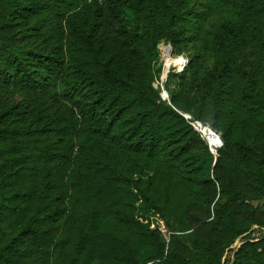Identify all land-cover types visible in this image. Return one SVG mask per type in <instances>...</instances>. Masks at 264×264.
I'll return each mask as SVG.
<instances>
[{
	"label": "trees",
	"instance_id": "1",
	"mask_svg": "<svg viewBox=\"0 0 264 264\" xmlns=\"http://www.w3.org/2000/svg\"><path fill=\"white\" fill-rule=\"evenodd\" d=\"M162 38L189 57L168 99ZM247 61L264 69V0H0V264H264Z\"/></svg>",
	"mask_w": 264,
	"mask_h": 264
},
{
	"label": "rangeland",
	"instance_id": "2",
	"mask_svg": "<svg viewBox=\"0 0 264 264\" xmlns=\"http://www.w3.org/2000/svg\"><path fill=\"white\" fill-rule=\"evenodd\" d=\"M209 21H211V18H209ZM162 42H169L170 44H171V41H169L168 39H165V38H162V39H160L159 41H158V43H157V46H158V48H159V45H161V43ZM171 47H172V49H173V46H172V44H171ZM180 53H182V54H184L186 57H187V59L189 58L188 56H187V52L186 51H182V52H180ZM174 57V60L176 61V62H178V58H177V54H175V56H173ZM176 58V59H175ZM251 58V56H249V59ZM164 60H162V58H161V56H160V48H159V57H158V61H157V64H159L160 63V65H161V67L162 66H164V62H163ZM185 67V66H184ZM183 67V68H184ZM244 67L246 68V70H247V75H248V78L250 79H255V84L256 85H260V86H263V83H264V75H263V71H264V69L262 68V67H257L256 65H254V64H251L250 63V61H247L245 64H244ZM183 68H179L178 66H176V65H174V64H170L169 66H168V71H172V72H174L175 74L171 77V79H170V82H169V84H171L170 86H174V85H178L179 83H181V79H180V71L183 69ZM161 73H162V69H161V71H160V74H159V76H157V77H155L154 78V80L152 81V84H154L155 85V87H157V88H159V90H160V95H161V93H162V90L164 89V90H166V95H161V97L162 98H164V99H168V91H167V89H166V87H165V78H166V76H167V73H166V76L162 79V81H161V79H160V75H161ZM247 79V78H246ZM164 80V81H163ZM160 82L162 83V86L160 85ZM184 84H185V86H187L188 85V80H187V78L184 80ZM157 85V86H156ZM206 124H207V122H205ZM208 125V124H207ZM207 125H205V124H203V125H201L200 126V129H201V134L203 133L204 135H205V133L203 132V128H204V126H206V127H208ZM197 126H199V124L197 125ZM202 134V135H203ZM204 135H203V137H204ZM205 138V137H204ZM205 140H206V138H205ZM206 142H207V140H206ZM219 146V145H218ZM217 146V147H218ZM148 218L150 219V222H151V226L152 227H156L159 231H160V234H161V236H162V238L166 241V237H167V228L165 227V225H164V221L160 218V216H158V214H156V213H151L149 216H148ZM256 233V232H255ZM231 256V252H228L227 253V255H226V258H228V257H230Z\"/></svg>",
	"mask_w": 264,
	"mask_h": 264
},
{
	"label": "built area",
	"instance_id": "3",
	"mask_svg": "<svg viewBox=\"0 0 264 264\" xmlns=\"http://www.w3.org/2000/svg\"><path fill=\"white\" fill-rule=\"evenodd\" d=\"M159 48H160V56H161V58H162V60H164L163 62H164V66H162V73H161V75H160V79H161V81H162V79L166 76V73L168 72V66L172 63V64H174V65H176V66H178L179 68H183L186 64H187V62H188V59H187V57L184 55V54H182V53H180V54H178L177 55V58L179 59L178 60V62H176L175 60H171V61H169L168 63H166L165 62V59L163 58V54L164 53H168L169 54V52H171V53H174L173 52V50H172V47H171V44L169 43V42H162L161 43V45H159ZM175 54V53H174ZM154 85V84H153ZM160 85L162 86V83L160 82ZM155 86V85H154ZM157 86V85H156ZM161 95L163 96V95H166V90H162V93H161ZM183 113V115L189 120V122L192 124V126L195 128V129H197L198 131H200L201 132V129H200V126H201V124L202 123H205V122H203V121H201L200 119H198V118H192L191 117V115L188 113V112H182ZM196 123H199V126H197V124ZM206 124V123H205ZM208 124V123H207ZM206 124V125H207ZM211 130H213L215 133H217L218 135H219V145H221L222 144V139H221V136H220V133L218 132V131H216L215 129H213L209 124L207 125ZM203 134V133H202ZM201 134V135H202ZM203 136V135H202ZM205 139V138H204ZM207 144H208V142H207ZM208 146H209V148H210V150L213 152V154H216V148L217 147H211V145H209L208 144ZM169 235V230L167 229V237H166V241H168V236Z\"/></svg>",
	"mask_w": 264,
	"mask_h": 264
},
{
	"label": "bare ground",
	"instance_id": "4",
	"mask_svg": "<svg viewBox=\"0 0 264 264\" xmlns=\"http://www.w3.org/2000/svg\"><path fill=\"white\" fill-rule=\"evenodd\" d=\"M175 54L171 53V52H169V54L168 53H164L163 54V58L165 59V62L168 63L169 61L174 60L173 56H175ZM196 124L198 125L199 123H196ZM203 124L204 123H202L201 125H203ZM203 132L205 133V137L207 138L208 143H209V145H211V147H215V146L219 145V138L220 137H219V135L217 133H215L209 127L203 129Z\"/></svg>",
	"mask_w": 264,
	"mask_h": 264
}]
</instances>
